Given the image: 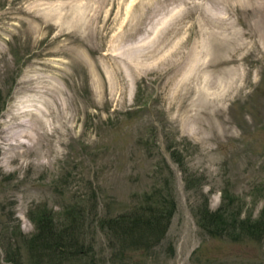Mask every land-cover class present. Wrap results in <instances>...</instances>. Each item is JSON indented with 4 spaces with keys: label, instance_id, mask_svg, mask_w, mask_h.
<instances>
[{
    "label": "rangeland",
    "instance_id": "1",
    "mask_svg": "<svg viewBox=\"0 0 264 264\" xmlns=\"http://www.w3.org/2000/svg\"><path fill=\"white\" fill-rule=\"evenodd\" d=\"M58 1L0 0V134L26 98L44 100L38 105L53 121L15 158L5 160L0 144V264H264V236L211 234L198 219L203 209L235 201L246 226H264V54L239 50L240 62L228 65L238 67L234 75L206 65L196 69L202 78L188 75L195 51L208 64L233 49L216 44L206 51L195 27L174 56L177 67L163 70V59L177 51L171 43L152 54L132 46L145 43L153 22L184 0L144 18L141 29L133 28L136 20L126 26L132 0ZM242 11L241 23L264 18L260 9ZM123 29L126 35L118 34ZM205 82L203 94L196 87ZM163 199H174L176 208L160 243L131 246L97 224ZM79 210L86 252L40 262L28 242L37 233L33 217L49 212L64 222L67 211Z\"/></svg>",
    "mask_w": 264,
    "mask_h": 264
},
{
    "label": "bare ground",
    "instance_id": "2",
    "mask_svg": "<svg viewBox=\"0 0 264 264\" xmlns=\"http://www.w3.org/2000/svg\"><path fill=\"white\" fill-rule=\"evenodd\" d=\"M62 1H65V0H62ZM134 1L136 2V0H134ZM134 1L133 0L131 1V2H133L132 5L131 4L128 5L130 7L128 8V10L126 12V14H128V16L126 18V20H127L126 26H127V24H128V26L130 24L133 26V23L135 22V20L137 21V27H133V28H140V25L142 24V22H144L143 20H145L146 18L147 19L150 18L151 20L152 19H156L157 16L159 14H161V12L163 13V10H165L167 8V6L169 7L171 5L170 3L167 4L171 0H140L138 2V4L137 3L135 4ZM177 1L178 0H173V2H175V4L179 5L181 3V1L180 2L178 1L179 4L177 3ZM57 2H59V1L57 0ZM78 2L80 4V1H78ZM78 2H76V3H78ZM124 2H125V0H124ZM89 3H90V1H89ZM182 3H183V5L185 7L182 5V7H183L182 9H178V10L176 9L177 11L174 9L175 11H172L169 14L167 19L166 18L164 19L163 18L164 15H163L162 16L163 19L160 20L161 22H159L158 19H157L158 23L152 21L153 22L152 25L154 27L152 26L153 30L150 31V33H151V34H149L150 37L145 41V43H141L140 45H138V44L134 45V46H132V48H138L140 50L144 49L147 52H150V54H152L151 53L152 51L155 52L156 49H159L161 46H163V44L171 43V50L173 48V50H177V51H175L174 54L172 53V57H170V58H166L165 57V59H163L162 62H167V63H164L163 66L160 65V66L163 67V70H164V69H168L170 66L174 67L176 65V63L178 61L176 62V60L174 59V56L177 55L178 53H180V50H182L181 48H184V46L186 44H188L189 39H190L189 37L191 36V33H192V31H194L195 27L198 28L197 29V34H198V38H200L199 39L200 41H198L196 43L201 45V46H204V47L206 45L207 48H208V50H206V51H208V52L210 51L209 47H211L212 50H213V48L216 47V44L217 45H221V44L222 45L223 44L224 45H227V44H231L232 45L233 49H232V52H231V56L220 57V56H217V55L216 56L213 55L212 59L210 57V60L208 61V64H206L205 62H201V58L200 57L202 56L201 55L202 53H199V52L195 51V55H193V57H192V58H194V60L190 64V70H189V74L188 75L193 74L195 71H196V73H198V70H196L198 68V66H200V67L204 66L205 67V65H206L207 68H211L212 67L213 69H216L217 71H219L221 73L227 74L226 76H228V74L234 75V74H237L238 67L237 66L229 67L228 65H230V64H234L235 65V64H238V62H240V60L242 58L240 59L239 55H236L239 50L246 49V47H247V50H248L249 54H254L255 52L264 54V30H263L264 29V18H263L262 21H259V20L258 21H253V23L250 22V21L247 22V23H241L240 21H242V20H240V16L237 15L239 10H240V12H241V10H243L242 12H246V13L250 12V14L251 13L254 14V12H253L254 10L260 9L262 11V13H264V0H184ZM79 4H76V5L79 6ZM53 5H55V4H53ZM58 5H59V3H58ZM58 5L56 7H58ZM62 7L63 6H61V8ZM67 7H68V5H67ZM67 7H66V9H67ZM177 7L179 8V6H177ZM50 8H51V6H50ZM180 8H181V6H180ZM58 9H60V8L58 7ZM88 9H89V7H88ZM245 10H247V11H245ZM66 11L67 10H65L64 12H66ZM76 11H75V14H76ZM137 12H138V14H137ZM256 12H258V11H256ZM57 13H56V16H54V17L58 18L59 16H57V15L59 13L58 14ZM86 14H87V12H86ZM118 14H119V12H118ZM160 17H161V15H160ZM188 17L191 19L192 22L189 25H187V23L183 24L185 18L188 19ZM248 19H250V18H248ZM84 21H85V19H84ZM186 22H187V20H186ZM237 22H239V25H243V27L239 28L238 25H237ZM120 24H122V22ZM88 25H89V23H88ZM92 26H93V24H92ZM92 26H91V28H92ZM144 26H146V25H144ZM82 27H83V25H82ZM119 27H120V25L118 26V28ZM141 27H143V26H141ZM87 28H89V27H87ZM118 28H117V30H119ZM100 29L99 30L101 32L102 28L100 27ZM142 29H144V27ZM82 31H84V30H82ZM133 31H131V32H133ZM136 31H137V29H136ZM114 32H116V30ZM120 33L121 34H125L126 30L123 29L118 34H120ZM183 33H187V35H184V37H180V38L176 37V36L181 35ZM128 34H129V31H128ZM113 35H115V34H113ZM174 37H176L177 39H180V40L176 41V40L173 39ZM121 38H123V37H121ZM116 39H117V37H116ZM125 39H127V38H125ZM114 40H113V42H114ZM120 41H122V39ZM167 48H168V45H167ZM230 48H231V46H230ZM168 52H170L169 49H168ZM163 55H164V53H163ZM165 55H166V53H165ZM208 55H210V54H208ZM154 57H156V56H154ZM167 57H169V56H167ZM162 62H160V63H162ZM138 63L139 62H137V64ZM138 65H140V64H138ZM144 66H146V65H144ZM136 67L137 66L134 65V68H136ZM176 67H177V65H176ZM206 67H205V69H206ZM171 69L172 68H170L169 70H171ZM140 71H141V69H140ZM171 72H174V71L171 70ZM200 72H202V70ZM199 73L196 74L197 78H199L200 75H201V73L200 74ZM164 75H165V73H164ZM239 75H240V73H239ZM172 78H174V76H172ZM201 78H202V75H201ZM36 79H34V81ZM44 79H45V77H44ZM178 83H180V82H178ZM205 83L206 84L204 85V87L201 86V85L196 87V89H198L199 91L201 90L203 92V94H205L204 92L207 93V91H209V90L205 91L207 89L205 87H207L208 82H205ZM53 86H55V85H53ZM187 86H188V83H187ZM47 88H49V87H47ZM29 90L32 92L31 89H29ZM189 90H190V88H189ZM36 93H38V92H36ZM24 97H26V96H24ZM42 100H43V98H42ZM38 101L41 102L40 99H36V98H32V99L31 98H26L25 101L20 100V102L16 103V105L13 106L14 108L9 113L8 118L6 120H4V122H3L4 125H3V128L1 130V134H0V144H5V145H3L4 146L3 149L7 150V151H5V154H6L5 160H8L9 158L12 159V158L17 157L18 156V152H16V150L18 149V147L26 145V141H28V140L32 142L33 146H36L39 143L40 138L42 137L43 130L45 131L49 127L52 126L53 121L49 118L48 111L42 109V107L39 106L40 104H39ZM196 101H197V99H196ZM59 102H61V100ZM54 142H55V140H54Z\"/></svg>",
    "mask_w": 264,
    "mask_h": 264
},
{
    "label": "trees",
    "instance_id": "3",
    "mask_svg": "<svg viewBox=\"0 0 264 264\" xmlns=\"http://www.w3.org/2000/svg\"><path fill=\"white\" fill-rule=\"evenodd\" d=\"M223 196L227 200L225 194ZM226 202L223 200L221 206L216 210L203 209L200 211L198 219L202 229L211 234H230L233 237H238V234L235 233L237 230H240L239 234L249 230L250 234L258 232L257 234L264 236V226H256V228L246 226L245 221L248 223V220L241 219V211L232 209L235 201L229 205L224 204ZM175 205L174 199L156 200L150 202L147 207L138 205V208L134 207L128 213L120 214L115 218H98L97 224L104 232L119 234L120 241L125 242L131 239V246L144 245L143 247H147L151 242L160 243L171 223ZM67 212L64 222L57 220L59 216L49 212H43L41 217H33L37 233L28 242L30 248L38 254L40 262H43L45 257L49 258L55 254L64 261L72 249L78 250V253L86 252L85 244L82 242L79 245L82 232L78 225L84 226L86 216H82L80 210L73 214L70 211Z\"/></svg>",
    "mask_w": 264,
    "mask_h": 264
}]
</instances>
